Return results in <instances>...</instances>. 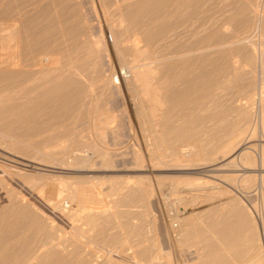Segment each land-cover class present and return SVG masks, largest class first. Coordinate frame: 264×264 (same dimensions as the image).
<instances>
[{"label": "bare ground", "instance_id": "1", "mask_svg": "<svg viewBox=\"0 0 264 264\" xmlns=\"http://www.w3.org/2000/svg\"><path fill=\"white\" fill-rule=\"evenodd\" d=\"M95 1L0 0V264H264V0Z\"/></svg>", "mask_w": 264, "mask_h": 264}, {"label": "rangeland", "instance_id": "2", "mask_svg": "<svg viewBox=\"0 0 264 264\" xmlns=\"http://www.w3.org/2000/svg\"><path fill=\"white\" fill-rule=\"evenodd\" d=\"M247 2H249L250 0H246ZM94 11H96V14L98 15V16H100L101 18L103 17V14L101 13V9H100V7H99V4L98 3H96L97 1H95L94 0ZM92 6V5H91ZM234 6V5H233ZM258 7H260V8H258V11H259V13L261 14V16H263L264 15V4H263V2H260L259 3V5H257ZM93 7V6H92ZM94 18H97V17H95L94 16ZM264 18V17H263ZM98 19V18H97ZM98 21V20H97ZM95 19H94V23H98ZM264 21V20H263ZM256 24H257V22H255ZM259 23V22H258ZM252 29V30H251ZM242 31H244V32H247V33H250V32H253V36H250V38L249 39H252V40H255V41H259L260 40V38L262 37V36H260V29L259 28H257V27H252V28H250V29H246V30H244V29H242ZM256 34V35H255ZM108 37H109V40L111 41L112 40V38H111V36H110V34H108ZM248 39V40H249ZM116 125V124H115ZM254 125V124H253ZM257 129V131L259 132V129H260V125L258 124L257 125V127H256ZM259 136V135H258ZM129 140V141H128ZM140 141V139L139 140H134L133 138H127V140H126V142L124 141L120 146H118L119 148H118V152H120V153H122V152H125V150L127 151V148L128 147H126V146H130L131 144L132 145H134V147H136L137 148V143ZM124 144V145H123ZM121 150V151H120ZM123 150V151H122ZM1 168H3V167H0V169ZM252 172V173H251ZM244 172L243 171H241L240 172V175H242ZM260 172H256V171H250L249 173H246V174H250L249 176H253V175H256L257 177L256 178H259V180H260V176H261V174H259ZM245 175V173L243 174V176ZM247 175V176H248ZM242 176V177H243ZM247 176H244V177H247ZM18 183V184H17ZM20 184V182H12L10 185H8V187H15V188H18V185ZM20 187V189H21V191H22V194H24V196H26L27 198L28 197H30V199L32 200L33 198H35V196H36V198L35 199H33V201L40 207V206H42V202L41 201H39V200H36V199H39L40 197H39V195L38 194H36L33 190H29V187H28V184L27 183H25V182H22V184L21 185H19ZM7 186H5V188H6ZM5 188H3V189H0L1 191H0V196H1V199H3V198H5L6 196H5V194H6V189ZM3 190V191H2ZM33 193V194H32ZM32 194V195H31ZM50 194V193H49ZM7 195V194H6ZM2 196H4V197H2ZM229 198V197H228ZM226 196L225 197H223L222 199H221V202H219V203H217V204H214V205H211V204H207V203H204L203 205H201V207L199 206V207H189V209L183 214V216H181V219H183V218H188V217H194L193 219H195V221L194 222H196V224H198L199 226H202L204 223H206V222H208L209 221V219H211L212 218V216L214 215V214H212V210H213V212H215L214 211V209L220 204V203H227V202H229L231 199H232V197H230L229 199H228ZM260 198V199H259ZM258 199H255L254 200V202H252L250 205L247 203V201H245V199H243V198H241L242 199V201H244V203H246V205L247 206H249V207H252L253 205H255V206H259L258 208L259 209H262L263 208V206H262V203H261V197H259ZM225 199V200H224ZM41 200V199H40ZM41 202V203H40ZM42 207H44L45 208V206L43 205ZM211 213H210V212ZM253 211V210H252ZM201 214V215H200ZM200 217V218H198V216ZM209 217V218H208ZM254 217H255V215H254ZM256 219L258 220L259 218L256 216ZM258 223H260V220H258ZM202 224V225H201ZM177 225V223L175 224V226ZM161 237V234H158L157 235V237ZM158 238L159 240H161V238ZM100 239V238H99ZM134 240L136 241L137 240V238L135 237L134 238ZM99 242V241H98ZM125 246H128V245H126V243L124 244ZM130 245V247H128V248H130V250H132V246H131V244H129ZM33 247H36L35 245H33ZM93 246H91L90 248H92ZM96 247V249L98 248L99 250H101L100 252H99V250H97L98 252H96V256L100 259H104V256H105V254L107 253V251H108V249H103L102 250V248L101 247H97V246H95ZM109 246H107V248H108ZM111 248H109V249H114V248H112V246H110ZM114 247V246H113ZM89 247H88V249H90ZM106 250V251H105ZM111 250H109L110 252H111ZM190 250H192V249H190ZM105 251V252H104ZM113 251V250H112ZM133 251V250H132ZM132 251L130 252L129 250H128V252L127 253H132ZM180 251L181 250H179V255L178 256H175V257H172V258H170V259H166L165 257H164V255H162L163 257H160V263H162V264H192L193 262H191V261H189V262H187L188 260H189V258H190V254H191V251H187V249H185L184 251H181V253H180ZM102 253H104V254H102ZM177 253V252H176ZM177 253V254H178ZM176 254V255H177ZM187 254V255H186ZM189 255V256H188ZM178 260H177V259ZM100 259V260H101Z\"/></svg>", "mask_w": 264, "mask_h": 264}]
</instances>
